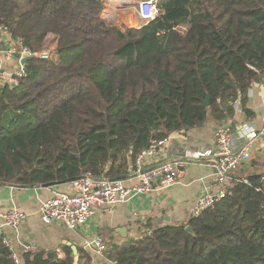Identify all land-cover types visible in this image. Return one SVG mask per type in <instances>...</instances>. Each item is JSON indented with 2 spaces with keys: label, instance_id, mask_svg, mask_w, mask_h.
Here are the masks:
<instances>
[{
  "label": "trees",
  "instance_id": "obj_1",
  "mask_svg": "<svg viewBox=\"0 0 264 264\" xmlns=\"http://www.w3.org/2000/svg\"><path fill=\"white\" fill-rule=\"evenodd\" d=\"M100 8V0H0V25L31 51H49L26 62L17 86H0V185L127 178L156 141L207 118L232 126L237 106L252 114L249 90L264 82V0H158L157 16L128 30L104 22ZM262 146L215 205L109 244L105 257L264 264ZM45 255L26 252L22 263L48 264ZM75 256L67 249L56 263L92 264L84 248ZM0 264H14L1 244Z\"/></svg>",
  "mask_w": 264,
  "mask_h": 264
},
{
  "label": "built area",
  "instance_id": "obj_2",
  "mask_svg": "<svg viewBox=\"0 0 264 264\" xmlns=\"http://www.w3.org/2000/svg\"><path fill=\"white\" fill-rule=\"evenodd\" d=\"M99 17L107 24L127 30L138 29L148 24L158 14V0H100ZM139 22V23H138ZM140 25V26H138ZM125 27V28H124ZM138 27V28H136ZM0 32L6 33L12 40L5 53L16 54V65L10 70L0 68V86L13 88L26 76L25 64L20 63L23 56L46 59L49 51H31L22 45L21 39L13 37L4 26ZM170 136L158 140L148 148L142 149L135 159L134 182L125 180H103L83 176L69 182L68 192L56 193L42 202L40 218L44 224L54 221L70 230H78L88 224L99 207L124 202L141 194H148L156 188H165L179 181L181 169L187 160L205 161L213 168L209 185L196 197L190 209V218L199 216L204 210L219 202L232 187L234 172L248 164L251 150L255 143L263 139L264 123L259 128L244 130L232 129L230 123H222L214 130V141L211 148L197 151H186L183 159L162 158L163 150L169 143ZM238 140V143L234 141ZM260 143V142H259ZM238 180V179H237ZM246 182V179H241ZM26 215L16 208L0 212V244L6 246L14 264H22L19 255L11 244V234L17 232ZM83 248L97 255H103L106 245L100 234L94 233L85 238ZM24 253L34 251V245L24 247Z\"/></svg>",
  "mask_w": 264,
  "mask_h": 264
},
{
  "label": "crops",
  "instance_id": "obj_3",
  "mask_svg": "<svg viewBox=\"0 0 264 264\" xmlns=\"http://www.w3.org/2000/svg\"><path fill=\"white\" fill-rule=\"evenodd\" d=\"M11 42L6 33L0 32V68L6 71L13 68L18 59L16 54L5 55ZM246 106L252 114L246 117L238 109L240 115L238 118L234 116V120H231L235 130L239 127L255 129L263 125L264 82L252 85ZM216 126L218 125L207 118L199 127L172 133L168 145L161 154L162 158L184 159L186 151L211 148ZM234 141L238 143L237 139ZM256 145L264 146L263 139L255 143ZM181 171L179 181L168 187L156 188L148 194L99 207L93 219L78 230H70L56 221L44 224L40 218L42 202L56 193L68 192L69 182L48 187L39 185L26 188L0 185V212L16 208L26 215L17 232L10 235L11 244L20 259L24 254V247L34 245L35 250L30 252L43 250L47 258V253L53 251L57 261L56 257H63L64 251L72 250V246L75 247L77 254V249L83 248L85 238L94 233L100 234L107 247L112 243L121 244L127 239L140 238L148 226L172 225L187 221L196 197L211 181L213 168L205 161L187 160ZM124 180L127 183L134 182L136 180L134 173ZM89 252L92 264H116L108 260L105 254Z\"/></svg>",
  "mask_w": 264,
  "mask_h": 264
},
{
  "label": "water",
  "instance_id": "obj_4",
  "mask_svg": "<svg viewBox=\"0 0 264 264\" xmlns=\"http://www.w3.org/2000/svg\"><path fill=\"white\" fill-rule=\"evenodd\" d=\"M33 59V57L32 56H23L21 59H20V63L21 64H26V62H28V61H30V60H32ZM25 69V71H26V68H24ZM3 86H5V84H3ZM209 103V99H208V97L205 99V101H203V104L204 105H207ZM125 179V177H117V178H115V179H111V180H124ZM56 184H58V183H56V182H52V183H45V184H42L41 186H43V187H48V186H52V185H56ZM185 230L187 231V232H189L190 234H192V229H191V227L190 226H186L185 227ZM72 250H73V252H74V254H76V249H75V247L74 246H72ZM47 259H48V264H57L56 263V260H55V258H54V252L53 251H50V252H48L47 253Z\"/></svg>",
  "mask_w": 264,
  "mask_h": 264
},
{
  "label": "rangeland",
  "instance_id": "obj_5",
  "mask_svg": "<svg viewBox=\"0 0 264 264\" xmlns=\"http://www.w3.org/2000/svg\"><path fill=\"white\" fill-rule=\"evenodd\" d=\"M131 17H135V16L133 15V16H131ZM131 17L128 18L129 21H130L129 24L131 25V26L129 27V29H133V28H131V27H133V26H132V23L135 22L134 20H132V21L130 20ZM138 23H139V22H138ZM138 26H140V25H138ZM124 28H125V27H124ZM136 28H138V27H136ZM127 30H128V28H127ZM236 108H237V110H238V106H237ZM237 110L235 111V114H234L235 117L237 116L236 118H238V115H240V113H239L240 111H237ZM231 127H232V129L234 130L235 127H234L233 125H232ZM244 127H245V125H244ZM246 129H248V128L245 127L244 130H246ZM250 160H251V156H250ZM250 160H249V163L247 164L248 166H249V164H250ZM245 169H246V168H245ZM242 170H244V169H242ZM240 171H241V170H240ZM238 174H239V171H237L235 175L238 176ZM104 254H105V253H104ZM104 254H103V255H104Z\"/></svg>",
  "mask_w": 264,
  "mask_h": 264
}]
</instances>
